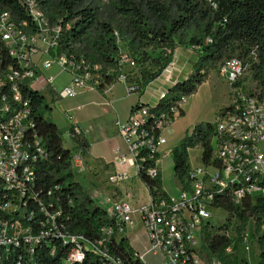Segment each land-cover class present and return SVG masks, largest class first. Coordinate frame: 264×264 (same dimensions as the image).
<instances>
[{
    "label": "built area",
    "instance_id": "2783aa9c",
    "mask_svg": "<svg viewBox=\"0 0 264 264\" xmlns=\"http://www.w3.org/2000/svg\"><path fill=\"white\" fill-rule=\"evenodd\" d=\"M28 19L17 20L8 10H0V210L7 214L0 218V264L17 252L13 264H39L34 258L41 246L47 253H56V241L69 246L60 264H81L87 254L97 256L101 264H222L202 241L205 225L211 222L216 211L225 212L221 225L227 228L220 233L231 238V227L238 225L236 216L229 220V213L222 204L244 210L246 203L264 200V88L258 86L247 93L238 84L243 78L246 64L238 57L226 59L219 73L231 89V103L218 112L213 121L214 135L211 140L209 162L197 157L200 164L188 172V189L179 187L176 195L158 198L144 203L133 202L130 187L123 190L120 198L103 208L108 222L101 228L100 236L90 239L70 233L63 220L60 207L49 202L50 191H38L37 168L49 159V152L36 122L31 105L21 93V85L30 87L37 79L38 67L56 65L61 72L70 75V82L57 91L60 98H70L87 90H101L110 81H121L129 94L141 96L140 90L125 68L137 67L136 58L122 48V40L115 31L119 69L114 79L106 81L112 68L88 61L83 55L65 54L59 51L61 25L51 22L38 0H18ZM31 24V25H30ZM38 56V60L35 57ZM44 84L53 86L54 76L44 77ZM165 96L161 92L159 99ZM182 95L171 107V113L159 114L149 124L153 114L150 104L141 100L133 107L126 119L117 118L114 127L123 139L128 154L115 152L117 164H127L136 170L145 161H153L147 175L154 178L160 172L155 154L165 144L162 132L179 116V110L187 102ZM154 118V117H153ZM81 135L78 125L70 127L67 140ZM190 151V150H189ZM190 163V155H189ZM73 171L83 170V156L76 148L71 153ZM212 169V171H210ZM133 175L125 170H115L107 177L109 185L129 183ZM49 202L47 203L46 202ZM141 220L142 239L136 248L127 238V230L134 226V214ZM220 225V226H221ZM197 234L199 240H197ZM264 236V220L258 232L242 233L240 251H249L250 238ZM125 236L132 251L128 257L115 253L114 242ZM233 253L232 245L225 248ZM155 258L151 263L147 257Z\"/></svg>",
    "mask_w": 264,
    "mask_h": 264
},
{
    "label": "trees",
    "instance_id": "16d2710c",
    "mask_svg": "<svg viewBox=\"0 0 264 264\" xmlns=\"http://www.w3.org/2000/svg\"><path fill=\"white\" fill-rule=\"evenodd\" d=\"M38 1L50 21L61 25L59 51L80 55L77 53L80 49L88 61L112 68L106 81L114 79L119 69L120 46L116 42V31L122 40V48L136 58L137 67L128 69V73L132 74L130 80L138 86L141 95L172 61L177 46L188 45L198 54L188 78L168 88L165 96L150 107L154 117L148 120L151 125L159 114L171 113V107L182 95L195 93L209 71L218 72L222 63L231 57L250 62L252 78L264 88V0H172L170 5L163 0H110V6L123 19L119 24L101 19L98 6L91 2L86 4V0ZM0 10L10 11L17 20L28 19L18 0H0ZM21 93L30 101L32 117L49 152V159L37 168L38 191L45 195L50 191L49 202L60 207L62 221L70 233L98 238L101 228L108 222L106 211L75 181L71 165L72 148H79L84 157L89 148L87 140L80 135L73 138L71 148L65 147L62 133L45 117L49 105L44 95L29 88L27 83L21 85ZM181 115L182 108L179 110ZM214 133L213 122L197 123L171 150L173 175L182 189H188L189 150L199 147L202 162H209ZM155 158H159V153ZM151 166H154L153 161L143 162L138 177L148 188L152 200L168 198L160 173L154 178L147 175L146 170ZM0 199H4L1 192ZM222 206L228 211L229 220L236 216L238 225L230 228L231 238L220 233L227 224L205 225L201 234L203 244L208 245L222 264H248L239 256L238 245L243 241L242 233L250 219L254 220L256 232L259 231L264 220V200L246 203L244 210L234 209L227 203ZM6 217L7 214L0 210V218ZM258 243L257 264H264V236L258 237ZM55 244L57 250L53 256L47 253L46 245L37 249L34 258L39 264L61 263L69 246H62L59 241ZM114 245L116 254L124 257L131 254L125 236H120ZM228 245H232L231 254L225 252ZM16 254L3 262L13 264ZM81 264H101V261L97 256L87 254Z\"/></svg>",
    "mask_w": 264,
    "mask_h": 264
},
{
    "label": "crops",
    "instance_id": "0c3cea01",
    "mask_svg": "<svg viewBox=\"0 0 264 264\" xmlns=\"http://www.w3.org/2000/svg\"><path fill=\"white\" fill-rule=\"evenodd\" d=\"M35 59L38 60V56ZM197 59L198 54L190 46H177L173 51L172 61L156 79L146 86L141 96L129 94L126 85L116 80L108 82L101 90H87L74 97L60 98L57 91L70 82V75L61 72L56 65L46 69L38 67L37 74L39 77L30 82V87L46 98L49 110L45 117L53 122L62 133L63 145L68 148L73 146L72 140L65 138L66 133L73 125H78L81 128V136L89 144L87 153L83 157V170H75L73 173L75 181L96 204L102 207L107 206L109 202L120 198L123 190L127 187H130L134 194L133 202L144 203L150 201L151 196L148 188L138 175L135 176V168L115 162V152L117 150L126 155L128 150L123 139L116 132L114 121L117 118L126 119L132 107L140 100L155 106L161 92L188 78ZM125 69L128 70L129 68ZM47 75L54 76L53 86L44 84V77ZM219 76L224 80V83L220 82L219 77L215 74L208 75L207 79L198 86L196 92L188 96L187 102L182 106L183 115L177 117L162 132L166 142L159 148V158L156 165L160 172L163 190L168 195H173V192H169V179L164 175L162 169L165 167L163 159L171 157V172L177 191L180 186L173 175L171 150L186 133L191 132L195 124L210 122L199 118L197 115L194 116L192 97H196L203 86H206L203 93L209 97L220 90L223 91V94L224 92L227 93L230 86L220 73ZM226 106L222 105V107ZM73 150L75 149L72 148ZM117 169L131 173L133 175L131 181L117 186L109 185L107 177ZM133 217L134 226L127 230L126 236L136 248H140L142 244L140 236H145V234L142 231L139 215L135 213Z\"/></svg>",
    "mask_w": 264,
    "mask_h": 264
},
{
    "label": "rangeland",
    "instance_id": "374dc122",
    "mask_svg": "<svg viewBox=\"0 0 264 264\" xmlns=\"http://www.w3.org/2000/svg\"><path fill=\"white\" fill-rule=\"evenodd\" d=\"M166 2V4L170 5L172 0H163ZM93 3L98 6L99 12H100V18L103 20H112L114 23H122L123 19L113 10V8L110 6V0H86V4ZM77 53L82 55L83 53L80 51V49H77ZM246 69L243 75V78L240 80L239 84L243 87V89L247 93H251L255 89L258 88L257 82L252 78V73L250 70V62L245 61ZM215 74V76L219 77L220 82L224 83V80L219 76V72L215 71H209L208 75ZM208 77V76H207ZM206 77V79H207ZM226 81V80H225ZM202 89L199 91V94L196 97H192V101L194 102V116H198L199 118L205 120V121H214L215 116L218 112L225 110L231 103V89L228 90L227 93L223 91H218L216 94L211 95L210 97L203 93L204 88L206 86L201 87ZM222 105H228L226 107H222ZM222 107V108H221ZM189 133V132H188ZM200 154L199 147L190 149L189 155H190V164L192 166H196L200 164V161L198 160V156ZM165 162V167L162 168L164 171V175L167 176L169 179V192H173V195H176L177 191L175 190V185L173 181V176L171 172V157H166L163 159ZM212 171V169H210ZM178 186V185H177ZM226 214L222 211H216L214 217L212 218L211 222H213L216 226H220L222 223V219L225 218ZM247 231L251 234L253 230V220L250 219L248 221ZM140 239H145V236H140ZM197 240H199L198 234H197ZM251 247L249 251H243L241 250L238 254L241 258H245V260L248 262V264H257L258 263V247L256 245V239L250 238V244ZM147 259L154 263L153 260H155L154 257L148 256Z\"/></svg>",
    "mask_w": 264,
    "mask_h": 264
}]
</instances>
